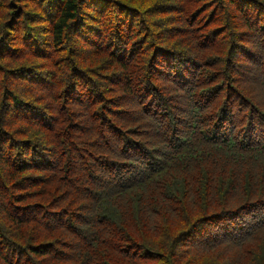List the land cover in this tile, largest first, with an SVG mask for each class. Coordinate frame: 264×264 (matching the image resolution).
<instances>
[{"label": "trees", "instance_id": "16d2710c", "mask_svg": "<svg viewBox=\"0 0 264 264\" xmlns=\"http://www.w3.org/2000/svg\"><path fill=\"white\" fill-rule=\"evenodd\" d=\"M0 264H264V0H0Z\"/></svg>", "mask_w": 264, "mask_h": 264}]
</instances>
